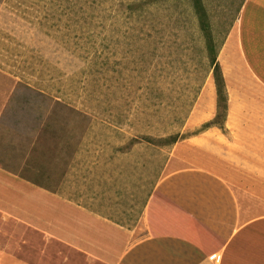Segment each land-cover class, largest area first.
<instances>
[{
	"label": "crops",
	"instance_id": "obj_1",
	"mask_svg": "<svg viewBox=\"0 0 264 264\" xmlns=\"http://www.w3.org/2000/svg\"><path fill=\"white\" fill-rule=\"evenodd\" d=\"M224 4L234 17L217 50L222 126L182 140L187 165L163 172L141 204L115 208L106 166L85 148L39 161L43 115L0 106V264H60V253L67 264L72 254L84 264H264V211L252 199L264 203V0ZM198 99L212 119V73Z\"/></svg>",
	"mask_w": 264,
	"mask_h": 264
},
{
	"label": "rangeland",
	"instance_id": "obj_2",
	"mask_svg": "<svg viewBox=\"0 0 264 264\" xmlns=\"http://www.w3.org/2000/svg\"><path fill=\"white\" fill-rule=\"evenodd\" d=\"M204 1L218 50L234 12ZM210 73L191 0H0V106L43 115L39 161L57 150L96 154L115 208L141 204L163 172L187 165L182 140L222 125L203 119L198 99Z\"/></svg>",
	"mask_w": 264,
	"mask_h": 264
},
{
	"label": "trees",
	"instance_id": "obj_3",
	"mask_svg": "<svg viewBox=\"0 0 264 264\" xmlns=\"http://www.w3.org/2000/svg\"><path fill=\"white\" fill-rule=\"evenodd\" d=\"M191 1L194 8V13L198 20V28L204 39L208 64L211 68V73L215 83L216 101H217L216 102L217 112L215 116L216 117L221 116L223 121L226 115L227 105H226V93L224 88L223 77L220 71L219 64L217 62V49L209 29L207 14L202 6L201 0H191Z\"/></svg>",
	"mask_w": 264,
	"mask_h": 264
}]
</instances>
